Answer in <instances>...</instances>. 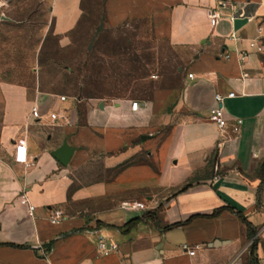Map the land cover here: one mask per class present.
Wrapping results in <instances>:
<instances>
[{"label":"crops","instance_id":"obj_1","mask_svg":"<svg viewBox=\"0 0 264 264\" xmlns=\"http://www.w3.org/2000/svg\"><path fill=\"white\" fill-rule=\"evenodd\" d=\"M84 1L42 0L63 46ZM161 2L104 0L110 24L148 18L175 53L147 101L90 99L87 112L84 98L0 80V264H251L254 246L264 264V0ZM257 39L262 53L249 47ZM217 94L224 129L210 119ZM34 105L42 121L29 117ZM65 141L68 166L52 156ZM101 238L118 250L100 251Z\"/></svg>","mask_w":264,"mask_h":264},{"label":"rangeland","instance_id":"obj_2","mask_svg":"<svg viewBox=\"0 0 264 264\" xmlns=\"http://www.w3.org/2000/svg\"><path fill=\"white\" fill-rule=\"evenodd\" d=\"M8 1L0 11V80L31 92L84 98L87 112L90 99L147 101L177 63L170 44L155 38L150 19L112 25L104 0L83 2L82 19L66 46L52 31L48 4ZM155 1L167 7L177 2Z\"/></svg>","mask_w":264,"mask_h":264},{"label":"built area","instance_id":"obj_3","mask_svg":"<svg viewBox=\"0 0 264 264\" xmlns=\"http://www.w3.org/2000/svg\"><path fill=\"white\" fill-rule=\"evenodd\" d=\"M219 20V15L218 13H213L211 16V25L213 27H215L218 23ZM260 32H262V29H259ZM249 47L252 50H255L256 53H262L263 52V41L261 39H257V40H253L250 41L249 43ZM249 56L248 52H242L240 53V58L242 61H245L246 58ZM190 77L192 78V75H190ZM227 98H234L235 97V93H230L229 95L226 96ZM223 95L217 94L215 97V102L217 104V108L213 111V115L211 116V120L213 122H215L219 129H224L227 125V121L224 118V113H223V101L226 98ZM67 96H61L60 100L62 102H65L67 100ZM132 110L136 111L138 110V103H132ZM29 117L33 120V121H42L44 115L41 112V109L38 105H34V107L32 108V111L29 115ZM49 119L50 121H52L53 123H57L61 120L60 114L58 112H52L49 114ZM27 156V151L25 146H18V155H17V160L18 161H25ZM123 208L130 210V211H143L145 210V206L142 203H124L123 204ZM30 211H33L34 208L33 206H30ZM63 214L60 211H54V217L52 219V222L54 224H57L60 221V218H62ZM99 250L102 252H111V251H117L119 246L117 244V242L114 239H108L105 240L103 238L100 239L99 242ZM186 250L188 251L190 256H194L196 254V250H190L188 248H186Z\"/></svg>","mask_w":264,"mask_h":264},{"label":"water","instance_id":"obj_4","mask_svg":"<svg viewBox=\"0 0 264 264\" xmlns=\"http://www.w3.org/2000/svg\"><path fill=\"white\" fill-rule=\"evenodd\" d=\"M73 153H74V149L68 145L67 141H65L61 148L57 149L52 153V156L62 166H68Z\"/></svg>","mask_w":264,"mask_h":264},{"label":"trees","instance_id":"obj_5","mask_svg":"<svg viewBox=\"0 0 264 264\" xmlns=\"http://www.w3.org/2000/svg\"><path fill=\"white\" fill-rule=\"evenodd\" d=\"M235 214L247 226V229H248L250 237H254L256 233L254 232V228H253L252 224H250L247 221V219L242 214H240V213H235ZM139 222H141L140 219H134V220L130 221L128 224H126L123 228H121V230L124 229V228H131V227L137 225ZM251 258H252L251 259V264H257L258 263L257 262V257L255 255V246H254V248L252 250Z\"/></svg>","mask_w":264,"mask_h":264}]
</instances>
